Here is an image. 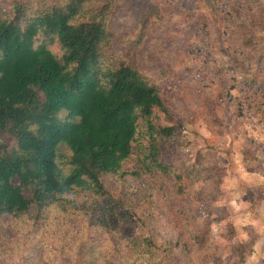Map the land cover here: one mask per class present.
I'll use <instances>...</instances> for the list:
<instances>
[{"label":"rangeland","instance_id":"374dc122","mask_svg":"<svg viewBox=\"0 0 264 264\" xmlns=\"http://www.w3.org/2000/svg\"><path fill=\"white\" fill-rule=\"evenodd\" d=\"M147 1L154 8L149 19L159 25L140 40L142 52L139 8L147 3L134 5V18L120 21L108 55L135 64L164 98L167 108L149 116L150 124L174 128L170 137L158 138V165L148 156L150 134L139 119L132 152L121 172L104 176L102 192L79 190L44 206L32 202L22 214L0 219V264H150L151 235L155 249L175 237L171 208L197 215L206 237L200 242L190 231L181 238L189 251L185 260L180 252L166 257L163 243L157 253L165 261L264 264V15L253 26L254 39H246L225 27L232 19L225 1L175 0L163 20L157 18L159 0ZM46 43L61 56L56 39ZM219 76L235 100L217 94ZM70 154L59 149L62 173L69 171ZM207 163L211 178L188 184L186 175L179 176L187 164ZM200 247L207 251L197 254Z\"/></svg>","mask_w":264,"mask_h":264},{"label":"trees","instance_id":"16d2710c","mask_svg":"<svg viewBox=\"0 0 264 264\" xmlns=\"http://www.w3.org/2000/svg\"><path fill=\"white\" fill-rule=\"evenodd\" d=\"M173 1L159 0L158 19L167 18ZM212 1L227 3L232 19L225 27H230L231 35L254 39L253 26L261 24L263 3L253 0L246 7L242 0ZM140 3H147L139 8L141 51L147 29L159 25L148 17L154 8L147 0H0V219L22 214L32 202L44 206L79 190L102 192L104 176L121 172L122 161L132 152L139 119V126L150 134L148 156L158 165V138L170 137L174 128L150 124L149 116L167 108L164 98L135 64L108 55L117 43L120 21L134 18L133 6ZM241 17L246 21L237 22ZM53 39L62 49L60 57L47 46L46 41ZM221 50L232 53L223 46ZM235 53L232 57L238 62ZM219 78L217 94L235 100ZM250 81L253 84L254 78ZM61 146L71 152L68 173L57 164ZM187 165L179 176L186 175L188 184L198 177L211 178L208 163ZM183 186L179 184L180 189ZM196 216L171 208L169 226L175 237L155 249L156 237L151 235L150 264H170L157 253L163 243L166 257L180 252L185 260L189 251L181 238L190 231L204 241L206 231L200 232ZM206 251L200 247L196 253Z\"/></svg>","mask_w":264,"mask_h":264}]
</instances>
